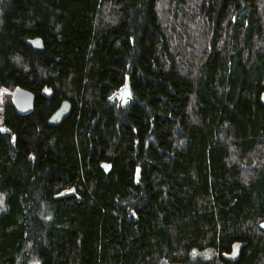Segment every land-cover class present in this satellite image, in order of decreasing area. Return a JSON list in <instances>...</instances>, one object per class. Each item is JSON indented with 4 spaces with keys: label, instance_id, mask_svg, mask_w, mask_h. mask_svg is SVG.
I'll list each match as a JSON object with an SVG mask.
<instances>
[{
    "label": "trees",
    "instance_id": "16d2710c",
    "mask_svg": "<svg viewBox=\"0 0 264 264\" xmlns=\"http://www.w3.org/2000/svg\"><path fill=\"white\" fill-rule=\"evenodd\" d=\"M263 93L264 0H0V264H264Z\"/></svg>",
    "mask_w": 264,
    "mask_h": 264
},
{
    "label": "water",
    "instance_id": "95a60500",
    "mask_svg": "<svg viewBox=\"0 0 264 264\" xmlns=\"http://www.w3.org/2000/svg\"><path fill=\"white\" fill-rule=\"evenodd\" d=\"M28 43L30 46H32L35 50L41 51L44 49V41L40 37L31 38L28 40ZM45 94L47 96L52 95L51 90H46ZM129 80L127 78L126 84L124 88L120 91V103L127 102L129 99ZM14 96V103L16 105V109L20 113H27L30 112L33 109L34 103H35V96L34 94L24 88L18 87L13 92ZM262 102L264 103V93L262 96ZM72 112V104L70 101L65 100L61 103L59 108L51 115L49 118V123L52 125H60ZM106 169L109 168V165L104 163L103 164ZM140 168L137 172V176H139ZM60 195H58L59 197ZM243 243L242 242H235L232 246V250L229 253H225L223 256L225 259L231 261V262H237L240 258L241 249H242Z\"/></svg>",
    "mask_w": 264,
    "mask_h": 264
}]
</instances>
